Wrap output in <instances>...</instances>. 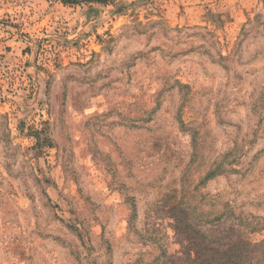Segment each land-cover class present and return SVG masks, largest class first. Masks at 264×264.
<instances>
[{"label":"rangeland","instance_id":"rangeland-1","mask_svg":"<svg viewBox=\"0 0 264 264\" xmlns=\"http://www.w3.org/2000/svg\"><path fill=\"white\" fill-rule=\"evenodd\" d=\"M173 213L264 264V0H0V264H185Z\"/></svg>","mask_w":264,"mask_h":264},{"label":"trees","instance_id":"trees-1","mask_svg":"<svg viewBox=\"0 0 264 264\" xmlns=\"http://www.w3.org/2000/svg\"><path fill=\"white\" fill-rule=\"evenodd\" d=\"M175 208L180 207L178 205ZM173 216L176 221L175 231L183 245L185 264H251L253 258L254 264H261V258L253 257L261 252V244L253 243L245 237V233L225 231L215 234L197 227L190 221L189 215L186 218L180 213H173ZM223 217L220 213L206 221H220Z\"/></svg>","mask_w":264,"mask_h":264}]
</instances>
